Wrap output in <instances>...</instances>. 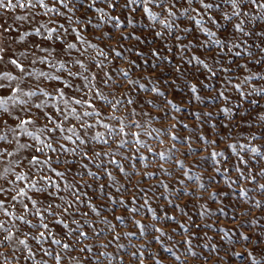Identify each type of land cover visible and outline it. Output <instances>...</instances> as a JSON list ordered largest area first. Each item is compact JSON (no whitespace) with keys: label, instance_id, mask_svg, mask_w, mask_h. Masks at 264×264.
<instances>
[{"label":"snow or ice","instance_id":"snow-or-ice-1","mask_svg":"<svg viewBox=\"0 0 264 264\" xmlns=\"http://www.w3.org/2000/svg\"><path fill=\"white\" fill-rule=\"evenodd\" d=\"M261 101L264 0H0V264H264Z\"/></svg>","mask_w":264,"mask_h":264},{"label":"rangeland","instance_id":"rangeland-1","mask_svg":"<svg viewBox=\"0 0 264 264\" xmlns=\"http://www.w3.org/2000/svg\"><path fill=\"white\" fill-rule=\"evenodd\" d=\"M138 27H139V26H138ZM138 34H141V35H147L148 38L151 39V34L148 33L147 31H144V32H141V33H138ZM131 43H133V44H137L136 41H131ZM153 46L159 47V42H157V44H156V45H153ZM137 47H142V48H144L145 51L148 50V46H147V45L137 44ZM161 51H163V49H161ZM133 58H135V57H133ZM175 99H176V100H179V99H180V94H179V93H177ZM261 103H264V101H261ZM148 110H149V111H152L151 108H149ZM181 118H182V119L184 118L183 115L181 116ZM245 118H246V117H245ZM186 122H188V123H193V121L191 120L190 117L186 120ZM186 134H187L186 132L182 133V135H186ZM138 168H140L141 170H143V166H142V165H138ZM148 170H152V169H148ZM121 175H122V174H121ZM157 175H159V173H157ZM162 178H163V177H162ZM134 179H139V177H135ZM153 179H154V178H153ZM121 182H122V183L125 182L123 178L121 179ZM151 182H152V180L146 178V183L143 184V185H141V187H147V184H149V183H151ZM105 183H106V181H105ZM129 187H131V184H129ZM133 191H135V189H133ZM161 191H163L162 188H161ZM236 199H238V197H232L231 195H229V196L226 198L225 203H227L228 200H232V201L234 202ZM98 202H99V201H98ZM212 206L215 207V203H213ZM244 206L247 207L246 204H245ZM186 210H187L190 214H192L193 216H195V210L193 209V207H192L191 204H189V206H188V208H187ZM254 215H255L258 219H261L262 215H264V214H261L259 211H257V212L254 213ZM261 224H264V219H261ZM213 231H215V230H213ZM256 231H258V229H256ZM209 235H212V233L210 232ZM177 239H179V237H177ZM217 239H218V238H217ZM225 243H226V242H225ZM205 252L207 253V250H205ZM165 255H167V254H165ZM222 255H223V253H222Z\"/></svg>","mask_w":264,"mask_h":264}]
</instances>
